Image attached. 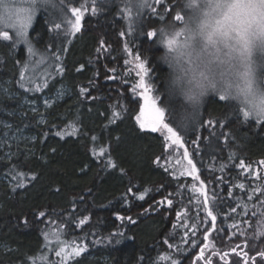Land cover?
<instances>
[{
	"label": "trees",
	"instance_id": "16d2710c",
	"mask_svg": "<svg viewBox=\"0 0 264 264\" xmlns=\"http://www.w3.org/2000/svg\"><path fill=\"white\" fill-rule=\"evenodd\" d=\"M78 3L85 7L79 32H65L67 21L59 15L54 22L61 23V29H54L46 23L47 13H38L29 30L37 54L45 55L43 64L48 67L47 87L42 84L31 96L49 95L58 84L71 91L43 111L47 124L21 105L26 93L19 87L26 47L13 48L10 41L0 40V123L7 121L16 131L32 136L31 140L13 141L7 152L0 150V264H45L42 255L51 264H59L61 258L55 251L60 245L55 235L46 240L45 232H59L69 245L67 251L76 245L88 246L67 264H170L159 259L164 254L178 264H206L209 256L211 264H245L246 260L253 264L254 256V264H264V258L256 255L264 250V236L258 235L257 225L264 216V195L253 192L264 190V175L252 172L255 163L264 160V123L252 117L245 120L235 111L237 101H219L217 93L209 92L199 119L178 129L204 181L209 206L218 197L214 229L204 211V195L191 188L193 184L201 187L200 182L162 165L163 134L139 129L140 101L130 90L125 51L138 55L150 69L157 106L165 108V120L170 122L169 105L176 98L167 93L171 69L161 59L166 50L158 43V30L173 24L176 11L186 14V0H148L151 8L139 13L135 7L125 10L130 0H64L66 18V5ZM149 31H156L157 36L148 37ZM6 81L16 96L3 92L1 85ZM82 88L88 91L81 94ZM113 106L121 115L110 123ZM72 123L77 126L76 135L68 134ZM57 132L65 135L57 136ZM101 149L104 156L99 154ZM109 158L117 165L115 169L106 166ZM241 161L251 166L249 172ZM20 172L25 175L20 177ZM20 183L24 186L19 187ZM141 193H145L143 200L138 198ZM41 211L44 217L38 215ZM85 216L89 219L79 225ZM206 229L210 231L205 240ZM106 237L112 242H106ZM201 247L205 249L203 259Z\"/></svg>",
	"mask_w": 264,
	"mask_h": 264
},
{
	"label": "snow or ice",
	"instance_id": "6c2138e0",
	"mask_svg": "<svg viewBox=\"0 0 264 264\" xmlns=\"http://www.w3.org/2000/svg\"><path fill=\"white\" fill-rule=\"evenodd\" d=\"M156 2L159 3L160 0H156ZM15 4L16 0H0V40L10 41L13 48L21 43L27 45L28 59L22 62L20 72V81L22 82L25 80V73L32 63L31 58L37 54V49L29 37V29L33 25L37 12L42 9L47 13L49 18L46 23H51L54 29L59 30L61 23L54 22L55 16L53 14L55 13L66 20L64 15L65 4L64 0H26L27 6L24 7H17ZM131 7H135L139 13L142 9L151 8V5L148 0H130V4L126 5L125 10L128 11ZM96 10L93 7L92 11L95 12ZM69 11L75 16V21H67V23L71 24L74 32H79L83 13L79 7H69ZM152 11L155 9L153 8ZM166 11L169 15L171 14L169 10ZM184 12L186 14L182 15L181 11H176L173 24L163 26L158 30V43L163 45L166 50L161 59L171 69L167 93L169 98H176L175 103L169 105L170 122H165V108L158 107L156 101L149 95V90L153 86L146 84L145 78L149 75L150 69L145 66V62L140 60L139 56L136 57L138 61L136 76L139 77V82L131 90L136 92L137 88L142 89L140 95L145 101L144 111L150 114V119L141 122L139 129L143 131L150 128L151 132H166L165 139L171 140L173 145L182 146L183 141L178 129H185L190 120L199 119V110L203 98L209 91L217 93L219 101H237L235 111L237 114H242L245 120L252 117L258 123H264V0H186ZM176 23H180L181 26L177 27ZM57 34L59 35V33ZM147 36L155 37L157 32L149 31ZM103 46L104 42L101 41V47ZM97 51L100 49L98 48ZM41 58L44 59L45 57L42 55ZM55 59L59 60V57H55ZM18 63L21 62L18 61ZM127 63L129 62L125 61V64ZM56 67L59 68L60 72H63V68L59 64ZM83 67L81 65L77 71ZM125 82L127 83V81ZM23 86L24 84L21 83V87ZM42 86L47 87V82L45 81ZM40 87L41 85H36L35 90H39ZM87 91V89L82 88L81 94ZM44 105L45 107L52 106L49 100H45ZM189 106L192 109L191 112L187 111ZM124 110L126 111V109ZM32 111L39 114L35 107ZM120 115L121 113L116 111L115 106H113V120L110 123H115ZM137 119L139 120V117ZM40 123L47 124L43 116H41ZM68 127L71 128L69 135L77 134L78 129L75 123L68 125ZM56 135L63 137L65 133L57 132ZM92 139L95 141L96 137L93 136ZM99 154L104 156L106 152L101 149ZM183 155L188 158L187 149L184 150ZM260 163L264 164V160ZM188 165L190 167L182 175L192 176L200 182L201 187L198 188L193 184L191 188L193 192L204 195V211L207 212L208 217H211V224L214 229L217 216L213 214V210L219 207L218 197L209 206L204 181L200 180L196 164L189 158ZM241 165L243 166V161H241ZM106 166L113 169L117 167L111 158L106 161ZM247 167L251 166H246L245 170ZM223 168L224 166L221 165V170ZM120 171L124 172V169H120ZM18 175L23 177L25 174L20 172ZM36 178V175L33 174L32 179L35 180ZM18 186L23 187L24 185L20 183ZM180 187L185 186L181 185ZM244 187L243 183L239 185L241 189ZM185 190L187 189L185 188ZM128 191L131 192L132 189L129 188ZM147 191L149 190L146 189L145 193ZM253 192H261L264 195V190L260 188L253 189ZM145 193H141L138 198L143 200ZM213 195L216 196L215 192ZM228 195L231 196L232 192L230 191ZM165 200L169 206H173L171 199L166 197ZM244 206L247 207V205ZM231 211L236 212V208H232ZM38 215L44 217L46 213L41 211ZM176 215L180 217L181 213L177 212ZM252 215L255 216L256 212H253ZM88 219L89 217L85 216L79 220L78 224L84 225ZM128 219L131 221L132 218L128 217ZM257 225L260 229L258 235L264 236V216L257 222ZM192 227L196 228L197 226L193 224ZM209 231L210 229L205 230V240L208 238L207 233ZM50 234L56 236L57 243L60 245L59 250L55 251V255L61 258L59 264H67L74 257L81 256L88 247L86 244L83 246L76 245L71 247V251H67L69 245L60 239V233L45 232L46 240ZM241 234L243 235V233ZM116 235L122 236L123 234L117 233ZM105 241L112 242L110 237H106ZM96 242L102 241L97 240ZM115 242L120 243V240L117 239ZM192 242L195 243V241ZM204 250L201 247L199 255L202 259L205 258ZM244 255L247 257V253ZM256 255L264 258V250L259 251ZM40 259L45 261V264H51L47 256L42 255ZM159 259L170 261V264H178V261L172 258L170 254L161 255ZM211 260V256L207 257L206 264H211ZM251 260L254 264L256 257H251ZM245 264H248L247 260Z\"/></svg>",
	"mask_w": 264,
	"mask_h": 264
},
{
	"label": "rangeland",
	"instance_id": "374dc122",
	"mask_svg": "<svg viewBox=\"0 0 264 264\" xmlns=\"http://www.w3.org/2000/svg\"><path fill=\"white\" fill-rule=\"evenodd\" d=\"M83 3V2H82ZM82 3H78V5L76 6H67L66 5V21H75V16L69 11V7H79L81 9V12L84 14V10L85 7L84 5H82ZM15 6L17 7H24L27 6L26 5V0H16V4ZM40 13L42 16L45 15V12L41 9L37 12V14ZM36 14V15H37ZM55 14V13H54ZM55 17L57 16V14L54 15ZM61 18V16H60ZM30 30V29H29ZM63 30L65 32H69V33H75L72 30L71 24L70 23H65ZM23 44V43H21ZM26 49H27V45L23 44ZM28 55V54H27ZM43 54L38 55L36 54L35 57L37 56V58L32 59V63L30 64L29 69L26 71L25 73V80L22 81L21 83L24 84L23 87H21V83L19 85V87L23 90H26V93L23 95V99L21 100V105H25L26 108L28 110H30L31 112L33 107L38 109V113H39V118H41V114L43 113L44 110H46L47 107H45L44 105V101L45 100H49L50 103H56L59 102L61 99H63L65 96L70 95L71 91L65 87V86H61L60 84H58L53 91H51V93L49 95H45V94H41L39 95V98L35 97V95L31 96L33 92H36V85H42L44 84V82L46 81V74L48 72V67L46 68L43 64V61L45 60L42 59ZM45 57V55H43ZM125 60H124V64L125 61H128L129 63L125 64V70L126 73L131 77V85H130V90L132 89V87L136 84H138L139 82V77L136 76V71H138V69L136 68V64L138 63L136 57L138 55H136L135 53H132L131 51L127 50L125 51ZM39 57V58H38ZM28 59V56H27ZM37 59H39V62L37 61ZM146 66V64H145ZM147 67V66H146ZM145 83L146 84H152V88L149 90V95L152 97V99H154L156 101V104L158 102V97L154 95L153 91H155V84H153V80H152V75L151 72L149 73V75L145 78ZM1 89L3 90V92L8 96V97H12V96H16L17 95V91L13 90L12 87H10V83L9 81H6L4 84L1 85ZM132 91V90H131ZM142 91V89L137 88L136 92H132L133 96L137 97L140 101V105H139V109H138V113H137V117H139V120L137 119L138 125L141 122H146L150 119V114L147 111H144L145 109V101L143 99V97L140 95V92ZM212 92V91H209ZM166 122V120H165ZM146 129H150V128H146ZM160 133L163 134V137L165 139V136L167 135L166 132L163 131H159ZM32 136L28 135V134H24L22 132H18L15 130L14 127H12L10 125L9 122L4 121L0 123V150H4L5 152H7L6 147L10 146V144L13 141H18V140H31ZM183 141V140H182ZM166 142V146H165V152L162 156L161 159H159V162L162 165H168L169 169L174 171V174H181L185 172V170L187 168H189L190 166L188 165V158H185L183 153L184 150L186 149L184 143L183 145H173L171 143V140L165 139ZM188 153L189 150L187 149ZM246 166L249 165H241V167H243L244 169H246ZM251 169V167H247V170H244L245 172H249V170ZM253 174H261L264 175V164H261L260 161L255 163L254 168H253ZM187 176V175H185ZM192 177V176H190ZM4 248V247H3Z\"/></svg>",
	"mask_w": 264,
	"mask_h": 264
},
{
	"label": "clouds",
	"instance_id": "9594fccd",
	"mask_svg": "<svg viewBox=\"0 0 264 264\" xmlns=\"http://www.w3.org/2000/svg\"><path fill=\"white\" fill-rule=\"evenodd\" d=\"M171 25V24H170ZM190 107V106H189ZM191 108V107H190ZM191 123H195V120H192Z\"/></svg>",
	"mask_w": 264,
	"mask_h": 264
}]
</instances>
